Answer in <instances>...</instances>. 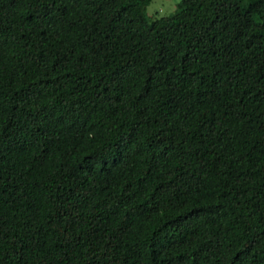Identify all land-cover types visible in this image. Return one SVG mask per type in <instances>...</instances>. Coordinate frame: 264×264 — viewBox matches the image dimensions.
Here are the masks:
<instances>
[{"label": "trees", "instance_id": "obj_1", "mask_svg": "<svg viewBox=\"0 0 264 264\" xmlns=\"http://www.w3.org/2000/svg\"><path fill=\"white\" fill-rule=\"evenodd\" d=\"M0 0V264H264V0Z\"/></svg>", "mask_w": 264, "mask_h": 264}, {"label": "rangeland", "instance_id": "obj_2", "mask_svg": "<svg viewBox=\"0 0 264 264\" xmlns=\"http://www.w3.org/2000/svg\"><path fill=\"white\" fill-rule=\"evenodd\" d=\"M179 0H151L146 7V13L150 17L166 16L172 13Z\"/></svg>", "mask_w": 264, "mask_h": 264}]
</instances>
